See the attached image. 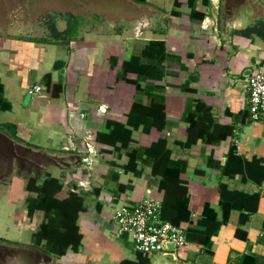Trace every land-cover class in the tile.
Listing matches in <instances>:
<instances>
[{
	"label": "crops",
	"instance_id": "crops-1",
	"mask_svg": "<svg viewBox=\"0 0 264 264\" xmlns=\"http://www.w3.org/2000/svg\"><path fill=\"white\" fill-rule=\"evenodd\" d=\"M49 14L74 15L66 39L35 27ZM262 62L264 0H0V264H264ZM148 200L187 246L118 233L116 209Z\"/></svg>",
	"mask_w": 264,
	"mask_h": 264
},
{
	"label": "built area",
	"instance_id": "built-area-1",
	"mask_svg": "<svg viewBox=\"0 0 264 264\" xmlns=\"http://www.w3.org/2000/svg\"><path fill=\"white\" fill-rule=\"evenodd\" d=\"M42 91L43 87L36 85L29 90V94L35 95ZM247 92L252 120L264 119V62L247 79ZM99 111L106 113L107 107L101 106ZM80 118L87 119V114L81 113ZM77 150L82 154L81 166L87 171H93L101 151L91 130L78 136L73 151ZM88 184L87 180H81L78 182V187L87 188ZM114 219L118 226V233L130 234L135 251L143 255L166 251L168 243H173L175 248H183L188 245L184 228L162 220L161 205L157 200L118 207Z\"/></svg>",
	"mask_w": 264,
	"mask_h": 264
},
{
	"label": "trees",
	"instance_id": "trees-1",
	"mask_svg": "<svg viewBox=\"0 0 264 264\" xmlns=\"http://www.w3.org/2000/svg\"><path fill=\"white\" fill-rule=\"evenodd\" d=\"M135 1H137V2H141V3L145 2V0H135ZM193 18H196V17L194 16V14H193ZM74 19H75L74 15H72V14H67L68 27H67V29H66L64 32H59V31L57 30L56 26L54 25L55 23H54V22H50L51 25H50V23H49L50 26H49V25H48V26H49V29H50L51 36H53L54 39H56V40H58V38H64V39H66L65 37H67L68 34H70V33L72 32L73 28L75 27ZM252 32H254V29L247 30V31L243 32V34H245V35H250V33H252ZM107 58H108V57H107ZM131 168H132V166L129 164V165L127 166V169L131 170ZM29 187H30V186H29ZM31 187H32V186H31ZM72 194H77V190L74 189V190L72 191ZM83 210H84V209H83ZM49 229H50V228H48L47 231H49ZM64 238H65V237H64ZM59 239H60V238H59ZM65 239H66V241H68L69 238H65ZM68 242H69V241H68ZM76 244H77V243H76ZM68 246H69V245H68ZM68 246H67V248H68ZM80 246H81V244H78V245L73 246V248H74V250H76V251L78 252ZM66 250H67V249H66ZM62 254H65V252H64V253H60V255H62Z\"/></svg>",
	"mask_w": 264,
	"mask_h": 264
},
{
	"label": "rangeland",
	"instance_id": "rangeland-1",
	"mask_svg": "<svg viewBox=\"0 0 264 264\" xmlns=\"http://www.w3.org/2000/svg\"><path fill=\"white\" fill-rule=\"evenodd\" d=\"M83 2H84V0H83ZM76 12H83V11H82V9H80V10H76ZM49 15H47V16L42 15L41 19H39V21H38L39 24H36L35 27L38 28V31H40L43 34H46V30H47L48 35L51 37V33H50V29H49L48 25L50 22H54L55 23L54 25L56 26L57 17L55 15H54V17H51V15H53V14H51L50 16ZM50 25H51V23H50Z\"/></svg>",
	"mask_w": 264,
	"mask_h": 264
},
{
	"label": "water",
	"instance_id": "water-1",
	"mask_svg": "<svg viewBox=\"0 0 264 264\" xmlns=\"http://www.w3.org/2000/svg\"><path fill=\"white\" fill-rule=\"evenodd\" d=\"M0 131L6 132L7 130L5 128H0ZM166 248H167L166 250L175 249V245L173 243H168Z\"/></svg>",
	"mask_w": 264,
	"mask_h": 264
}]
</instances>
